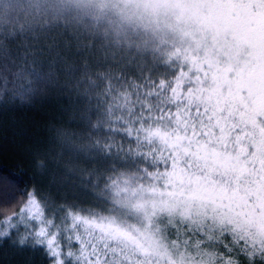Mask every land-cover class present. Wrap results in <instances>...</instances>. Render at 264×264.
<instances>
[{
	"label": "snow or ice",
	"instance_id": "6c2138e0",
	"mask_svg": "<svg viewBox=\"0 0 264 264\" xmlns=\"http://www.w3.org/2000/svg\"><path fill=\"white\" fill-rule=\"evenodd\" d=\"M38 11L0 40L22 38L25 62L37 43L79 57L84 155L98 165L80 181L97 203L33 188L0 215V240L49 264H264V0H38ZM125 45L150 51V66L110 57ZM0 60L15 64L2 44ZM0 67L16 87L20 73Z\"/></svg>",
	"mask_w": 264,
	"mask_h": 264
},
{
	"label": "trees",
	"instance_id": "16d2710c",
	"mask_svg": "<svg viewBox=\"0 0 264 264\" xmlns=\"http://www.w3.org/2000/svg\"><path fill=\"white\" fill-rule=\"evenodd\" d=\"M19 5L23 7L15 21L5 26V33L10 26L18 29L37 19L38 6ZM8 41L15 59L14 65L8 61L9 69L23 71L19 72L21 79L16 87L11 83L15 78L7 69L3 74L9 84L4 87L0 81V215L18 212L26 200L23 193L33 188L55 204L95 206V195L80 181L83 170L91 172L98 165L90 164L84 155L92 140L87 119H81L87 116V104L76 92L78 87L84 91L79 83L85 79L83 71L78 70L79 57L64 53L65 62L55 53L39 55L37 43L36 55H29V62H25L23 39ZM104 44L98 43L97 47ZM109 55L116 61L128 57L138 59L145 66L152 62L150 51H132L126 45L123 49L113 47ZM33 69L42 79L30 75ZM27 80H32L34 92L22 98ZM60 129L71 130L76 135L68 142L58 135ZM27 247L8 238L0 240V264H49L42 249L32 256Z\"/></svg>",
	"mask_w": 264,
	"mask_h": 264
},
{
	"label": "clouds",
	"instance_id": "9594fccd",
	"mask_svg": "<svg viewBox=\"0 0 264 264\" xmlns=\"http://www.w3.org/2000/svg\"><path fill=\"white\" fill-rule=\"evenodd\" d=\"M22 7V5H19V0H0V33H5V26L9 25L10 21H15ZM13 30L14 25L8 27L7 33H11ZM0 44L6 46L8 53L12 56V47L9 41L7 39H2L0 40ZM4 64H7L9 68L8 60H0V65ZM4 70V67H0V73H3ZM20 71H23V69H17L18 73Z\"/></svg>",
	"mask_w": 264,
	"mask_h": 264
},
{
	"label": "rangeland",
	"instance_id": "374dc122",
	"mask_svg": "<svg viewBox=\"0 0 264 264\" xmlns=\"http://www.w3.org/2000/svg\"><path fill=\"white\" fill-rule=\"evenodd\" d=\"M19 4H27V5H31V7H35L38 6V0H19ZM27 249L32 251V253H30V255L32 256H35L37 252L41 253V249L39 248H33L31 246H28Z\"/></svg>",
	"mask_w": 264,
	"mask_h": 264
}]
</instances>
